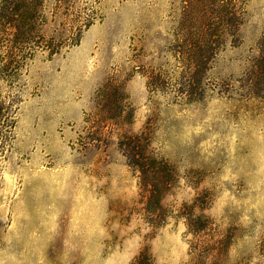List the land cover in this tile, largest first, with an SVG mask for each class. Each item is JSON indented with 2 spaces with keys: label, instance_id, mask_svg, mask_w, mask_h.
I'll return each mask as SVG.
<instances>
[{
  "label": "rangeland",
  "instance_id": "obj_1",
  "mask_svg": "<svg viewBox=\"0 0 264 264\" xmlns=\"http://www.w3.org/2000/svg\"><path fill=\"white\" fill-rule=\"evenodd\" d=\"M7 6L0 264H264V0Z\"/></svg>",
  "mask_w": 264,
  "mask_h": 264
},
{
  "label": "trees",
  "instance_id": "obj_2",
  "mask_svg": "<svg viewBox=\"0 0 264 264\" xmlns=\"http://www.w3.org/2000/svg\"><path fill=\"white\" fill-rule=\"evenodd\" d=\"M11 0H3L2 1V11H0V19L4 18L6 19V24L11 25L13 20L18 16L19 11L15 7H13V14L5 16L4 10H8V6L5 7L8 3H10ZM15 8V9H14ZM4 121L7 123V125L13 126L14 125V117L12 113L11 107H6V104L0 99V121ZM9 129L11 127H8Z\"/></svg>",
  "mask_w": 264,
  "mask_h": 264
}]
</instances>
